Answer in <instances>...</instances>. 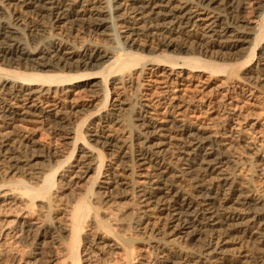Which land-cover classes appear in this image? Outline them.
<instances>
[{
	"label": "bare ground",
	"instance_id": "1",
	"mask_svg": "<svg viewBox=\"0 0 264 264\" xmlns=\"http://www.w3.org/2000/svg\"><path fill=\"white\" fill-rule=\"evenodd\" d=\"M129 1L126 5L124 0H0V205L19 202L22 215L40 211L41 216V223L16 219L7 222V233L0 235V242L5 237H15L16 243L23 245L27 236L33 234V241L23 254L26 264L248 263L246 251L233 248L229 238L245 239L263 247L264 203L226 172L228 165L235 162L219 151V138L193 127L181 115L186 105H182L179 87L190 84L194 74L203 76L208 70L207 79L200 82L207 86L203 89L209 87L211 76L217 73L225 74L223 86L240 84L247 87L249 95L251 89L264 87V47L254 64L240 61L238 68L235 63L249 53L251 46L255 48L264 41V0ZM251 5L255 21L250 28L238 25L243 20L229 23L222 14L224 10L236 12ZM32 13L37 17L50 16L57 24H84L95 34L99 32L102 39L82 41L74 47L53 36L48 38L42 29L27 27L24 16ZM26 28L36 40L32 47L23 41L21 31ZM183 31L195 36L194 42L203 54L229 62L214 67L219 71H210L214 62L178 63L171 57L158 60L156 51L145 45L158 41L164 48L189 52V45L175 42ZM133 50L150 55L140 56ZM234 67L237 69L232 72ZM10 68L15 71L7 70ZM228 68L232 70L229 73ZM86 70L92 73H81ZM145 78L157 92L152 91L155 101L150 107L138 105L147 110L137 112L140 124L130 126V130L138 128L135 136L142 144H136L145 147L132 152L128 145L130 133L117 136L119 130L109 129L107 123L119 128L125 112L134 109L128 91L141 87ZM208 92L215 95L217 89ZM79 94L88 97L86 109L98 112L107 107V111L99 118H91L88 124L85 119L66 129L62 137L70 148L66 152L54 149V164L46 172L36 163L28 165L22 156L34 142L14 145L15 141L7 137V126L25 121L28 116L41 121L52 116L64 124L65 118L55 117L62 110L59 96ZM160 110L177 113L179 118L168 120ZM166 146L178 150L180 168L173 170L162 165ZM104 150L111 152V157H118L117 162L128 168L132 180L117 178L114 171H109ZM131 152L134 157H130ZM2 163H8L9 180L1 174ZM105 167L108 169L103 174ZM59 172L62 174L57 180ZM100 176L98 191L92 195L93 184ZM184 181H192L193 191L178 187ZM117 185L131 191V202L139 208L136 216L113 214L91 204L90 200H100L105 191ZM150 211L161 216L163 222L159 224L166 227L165 233L155 227ZM203 232L215 234V242L208 241L202 255L189 253L182 242ZM136 233H146V243L162 250L158 252L163 255L148 262L150 258L142 253L145 242L134 237ZM152 233H156V238ZM51 242L58 244L59 250L50 260L45 259L43 246ZM18 256L0 253V264H19Z\"/></svg>",
	"mask_w": 264,
	"mask_h": 264
},
{
	"label": "rangeland",
	"instance_id": "2",
	"mask_svg": "<svg viewBox=\"0 0 264 264\" xmlns=\"http://www.w3.org/2000/svg\"><path fill=\"white\" fill-rule=\"evenodd\" d=\"M124 1L126 2V5L130 3L129 0ZM190 1L196 2L197 0ZM10 9L11 8H8V11H10ZM233 12L235 14H233ZM236 12L239 14L237 15ZM236 12L232 10H224L222 14L229 23L237 22L238 20H243L244 23H240L238 25H242L245 28H250L253 26V22L255 21V11L253 10L252 5L251 7L245 6V10L242 9ZM24 17L26 19L27 27L31 29H42L46 33L48 38L53 36L56 39H60L70 45H73L74 47H76L78 43L82 41L99 42L102 39V37L99 35V32L95 34L84 24L79 26H71L63 22L57 24L54 22L53 19H51L50 16L48 17L47 15H45L44 17H37L34 16L33 13L27 14ZM114 21L115 23H117V19ZM27 29L28 28L22 29L21 34H23L22 37L25 44L29 47H32L34 41L36 40ZM177 36L178 38L175 39V42L178 45H189V52L164 48L158 43V41L146 42L145 45L149 46L151 49L156 51L154 56L157 55L158 60H164V58L171 57L177 59L178 63H182L183 61L185 62V60L191 61L195 64H197L199 61H207V63L214 62L215 65H212L213 68H210V71H219L218 68L214 67H221L222 64H225L227 62V60L215 59L213 57H210V55L207 53L203 54V50H199L198 45H196V42H194L197 40H195V36L191 33H184L183 31L180 36L178 34ZM43 40V42H46V39ZM262 47H264V41L258 43L257 47L255 48L251 46L249 53L245 57H243L244 59L241 58L238 61L233 62L236 63V66L238 68L239 66L241 67V65H238L241 63L240 61H246V65L249 63L254 64L257 59L258 53ZM133 52L139 54L140 56L150 55L147 51L140 52L133 50ZM237 67H234L232 69L233 71L229 70L230 68H228L227 72H234ZM7 70L15 71V69L13 68ZM46 71L47 70H44L43 72ZM48 73H51L50 70H48ZM81 73L89 74L92 73V71L86 70L81 71ZM208 73L209 70L207 71V73L203 74V76L202 74L198 75L196 73L194 74L195 77L193 75L194 79L190 84H187L184 87H179V89L182 90V105H186V109L181 115L185 116L188 123H190L193 127H198L203 131L211 132L212 134H214L215 137L219 138L222 143V145L218 147L219 151L222 153L224 152L226 155H230V157H232L235 162L234 165H231L232 167L228 165L226 172H229L233 176L232 178L234 181L243 184L244 186L252 190L254 193L259 195L264 203V87L251 89V94L249 95V92H247V87H242L240 84H226L223 86V84L225 83V74L221 75L223 73H217L211 76V82L209 83V87L207 89H203L207 86L202 85L200 82H202L201 80L207 79ZM147 81V78L143 80L142 86L144 87L139 86L137 88H134V91L133 88H130V91H128L129 89H127L130 95V100L132 104L134 103V109L125 112L123 117L124 122L119 123L121 124L119 125V128L118 126H115L114 123H110V121L109 123H107L109 129L116 128L117 131L119 130L116 134L117 136L127 135L130 133L128 145H130L129 149H131L130 151L132 152L137 148L142 151L143 145H140L142 144L141 140L137 141L135 136V132L138 131V128L137 130H130V126H136L140 124V122H138L136 114L137 112H140L141 114L143 111L147 110V108H140L139 106L142 104L150 107V103L155 101L153 99L155 95L152 94V91L157 92V90L155 89L156 87H150V83ZM200 86H202V88ZM216 89L217 92H215V95L212 94L210 96L208 94V90L212 93L216 91ZM115 93L116 91H113V94ZM149 93H151V96ZM113 94H111V96H114ZM58 101V105L61 106L62 110L59 111L55 115V117L57 118L62 116L61 118H65L64 124H60L59 120H56L52 116H48L47 119L44 121H41L34 117L32 118V116H28L27 120L25 121L14 122L12 125L7 126V131L10 132L7 137L10 140L15 141V143H13L14 145L16 143L18 144L19 142H34L33 146H28L27 144L28 147L26 148L25 153L22 157H24L23 159L28 165L36 163L37 166L40 167L41 171L43 172H46L54 164V162H52V151L54 149H59L66 152L67 149L70 148V145H68L67 141L64 140V137H62L66 129L71 128L76 124H79L81 120L85 119L87 121L86 124H88L91 121V118H93L92 120L97 117L99 118L103 116V112L107 111V107L100 108L98 112H96L92 108L86 109L84 106L87 104L88 97H86V95L84 94H79L75 96L71 95L70 97L68 96L66 98L61 95L59 96ZM16 106L20 107V104H17ZM42 106L45 107V105ZM161 107H164V105H161L160 108ZM211 107L212 109H210ZM76 110L78 111L76 112ZM160 113H163L162 116L167 117L168 120L179 118V116H177V113H169L167 112V110L165 112L164 110H160ZM84 127H82V129ZM137 142H140V144H136ZM13 152H15L14 149ZM104 152L107 157L105 163L106 165L110 166L109 171H114L115 173L113 172V174H115L114 176H117V178L132 180V177L128 175V168L124 165L123 167L122 165H119L118 157L115 155H112L111 157V155H108L111 152H108L106 150H104ZM132 152V155H130V157H134ZM177 157L178 150L176 149V147L169 148L168 146H166L164 148L163 156L161 158V163L163 166L170 167L173 170L176 168L178 169L181 166ZM131 159L133 158H129L128 160ZM1 167L3 169L1 170L2 176H6V180H9L11 174L8 175L9 170L8 168L6 169V167H8V163H2ZM106 169L108 168L105 167L104 169H102L101 173H106ZM147 170L150 172L152 170L153 172L152 168H148ZM29 171L30 170H28L26 173H28ZM61 174L62 172L56 174L57 180H59V176H61ZM67 176L68 173H65V177ZM90 176L93 177L91 174ZM211 177L212 175L207 177V179ZM133 178L135 177L133 176ZM137 178L138 177H136V179ZM101 181L102 176H100L98 181L93 184V187L91 189L92 195L93 193L98 191L97 185ZM191 183L192 181H184L179 183L178 187L182 188L183 186H185V190L191 192L193 191L190 188ZM2 192L3 191L0 190V197L3 194ZM0 201H2V199H0ZM90 202L93 206L102 207L103 209H107L113 214L123 213L124 215H127L129 217L131 215L136 216L139 213V208H137L131 202V191H129V189L125 186L117 185L115 186V188L113 186L101 195L100 200H90ZM7 203H9V201L3 202L0 205V235L3 232L7 233V229H5V227L7 226L6 224L7 222H13L14 219L20 222H25L26 220V222L30 221L31 223H41L40 211H35V213L32 215H22L21 213L23 212L21 210V207H19V202H13L14 204ZM36 205H38V203ZM150 213V215H152L151 217L154 218V222H156L155 227L158 228L161 232L166 231V227H164V225L161 226L162 224H159L163 222L161 216H159V214H157L155 211H150ZM137 234L138 233L134 234V237L139 238L140 240H143V242H145L143 243L142 253L143 255H145V258H150L147 259V261L149 260L148 262H153L157 257L163 255L162 252L159 254V252L162 250L153 247L154 245L151 246V244L148 242L146 243V233H139L140 235ZM152 234L153 236H155L154 234L156 233ZM31 235L33 236V234L27 236L23 245L16 243L17 241L15 237H10L8 240L7 237H5V241L0 242V244L2 245L0 246V253L3 254V256H10L17 253V255H19L18 257L22 259H20L19 264H26L27 258H25L23 254H25V252L29 248L30 242L33 241V237L31 238ZM214 235L215 234H209L208 232L198 233L195 239L192 238L193 240L190 239V241L182 242V245L189 253H193L196 256L202 255L203 253H205L204 251L206 249V244H208V241L215 242L214 237L216 236ZM162 236L163 235H157V238ZM229 241L233 245V248L240 249L241 247V250L246 251V253L249 255L248 263L243 264H264V246L262 247L260 245L251 244L250 241H246L245 239L239 241V239L233 236L229 238ZM43 250L45 251L44 257L45 259H47L58 253L59 246L55 242H51L50 244L48 243L44 245ZM238 260L244 261L241 259ZM54 263V261L53 263L51 261H47L43 264Z\"/></svg>",
	"mask_w": 264,
	"mask_h": 264
}]
</instances>
